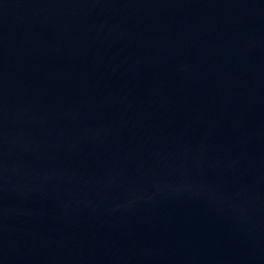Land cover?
Returning a JSON list of instances; mask_svg holds the SVG:
<instances>
[{"label": "water", "instance_id": "1", "mask_svg": "<svg viewBox=\"0 0 264 264\" xmlns=\"http://www.w3.org/2000/svg\"><path fill=\"white\" fill-rule=\"evenodd\" d=\"M0 264H264V0H0Z\"/></svg>", "mask_w": 264, "mask_h": 264}]
</instances>
